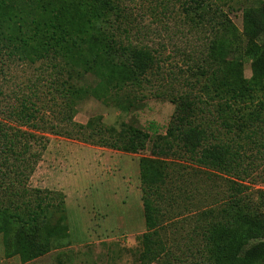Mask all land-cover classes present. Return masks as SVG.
Returning <instances> with one entry per match:
<instances>
[{"label": "rangeland", "instance_id": "1", "mask_svg": "<svg viewBox=\"0 0 264 264\" xmlns=\"http://www.w3.org/2000/svg\"><path fill=\"white\" fill-rule=\"evenodd\" d=\"M190 1L118 0L121 13L113 29L124 44L148 48L160 56L161 71L169 74L172 69L178 83L192 78L195 64L209 45L208 31L196 29L187 20L185 9ZM211 3L213 12L228 15L239 31L243 30L244 8L264 6V0ZM251 64L252 59L245 58L246 79L252 76ZM160 73L150 79L153 87L137 93L136 107L121 111L89 97L77 105L70 123L65 90H61L67 88L66 75L59 61L25 63L0 51V120L17 118L22 104L28 105L31 99L45 109L40 120L28 125L11 121L12 127L27 133L23 140L27 139L31 150L41 151L33 174L28 178L26 172L21 175L20 187L51 193L48 200L63 210L51 208L49 218L66 228L61 239L52 240L53 248L47 254L28 263L9 256L0 235V264H212L208 235L229 204L228 186L244 185L246 197L255 208L264 210L258 192L264 190L262 93L242 105L204 100L194 113V120L206 131L205 145L219 144L230 150L226 165L218 170L197 167L177 149L153 154L152 142L133 154L93 143L98 137L92 132L76 137L77 128L72 124L86 125L91 120L97 127L117 130L129 123L150 131L154 124L164 134L176 108L166 96V87L158 84ZM87 83H91L88 78L78 81L82 86ZM32 134L37 136L36 143ZM143 157L161 159L169 174L155 197L157 226L153 230L147 228L143 205L139 168ZM5 168L1 166V171ZM17 176L8 177L17 181ZM144 235L149 238V253Z\"/></svg>", "mask_w": 264, "mask_h": 264}, {"label": "trees", "instance_id": "2", "mask_svg": "<svg viewBox=\"0 0 264 264\" xmlns=\"http://www.w3.org/2000/svg\"><path fill=\"white\" fill-rule=\"evenodd\" d=\"M190 2L185 9L188 22L196 29H206L210 38L202 59L195 64L192 78L184 83H178L172 69L169 74L161 71V57L151 49L126 45L117 38L113 29L121 13L118 0H0V51L25 63L59 61L66 75L67 88L61 90H65L70 123L77 105L89 97L121 111L136 107L137 93L148 90L150 79L161 72L158 84L166 87V96L176 108L164 134L154 124L150 131L129 123H123L117 130L113 126L97 127L91 120L86 125L72 124L77 128L76 137L92 132L98 137L93 143L133 154L145 150L152 142L153 154L177 149L197 167L218 170L226 165L230 150L219 144L205 145L206 131L196 123L194 113L204 100L242 105L252 103L256 94L264 95V6H246L243 30L239 31L228 15L213 12L211 0ZM245 58L252 59L250 79L243 72ZM86 78L91 83L78 84ZM31 100L28 105L22 104L17 118L7 116L5 121L0 120V235L8 255L19 256L22 263L47 254L53 248L52 240L61 239L66 231L61 221L51 222L49 218L51 208L63 210V206L50 202L51 193L20 187L21 175L26 172L28 178L33 174L41 151L31 150L27 139L23 140L27 133L12 127L11 121L28 125L32 120H40L44 105ZM30 137L37 142L36 135ZM40 144L44 150V143ZM165 165L158 158L140 159L148 230L157 226L154 204L158 190L168 180ZM1 166L6 167L5 171H1ZM13 173H17V181L8 177ZM234 184V188L228 186L229 204L218 214L222 219L210 227V261L264 264V210L255 208L246 197L247 187ZM258 192L259 206H263L264 190ZM58 197L63 205V196ZM143 239L147 247L148 236ZM147 250L149 253L148 247Z\"/></svg>", "mask_w": 264, "mask_h": 264}]
</instances>
